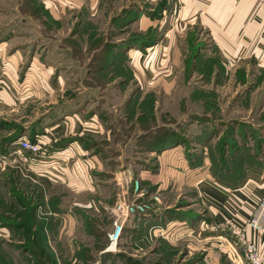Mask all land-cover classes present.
Returning <instances> with one entry per match:
<instances>
[{
	"label": "crops",
	"instance_id": "obj_1",
	"mask_svg": "<svg viewBox=\"0 0 264 264\" xmlns=\"http://www.w3.org/2000/svg\"><path fill=\"white\" fill-rule=\"evenodd\" d=\"M154 1L138 0L134 9L125 7V21L130 16L134 21L130 26H138L141 32L154 27L157 30L152 44L128 46L126 58L133 52L156 55L166 50L167 57L173 61L167 73L176 74V82L163 77L152 82V87H163L164 91L189 85L195 92L187 99L170 100L182 109L173 114L176 120L173 126L161 122L165 116L159 115L156 109L169 99L166 103L158 97L146 99L145 95L155 89L147 90L142 97L146 81L145 85L140 81L123 101L113 98L114 91L126 84L115 80L103 88L77 85V90L85 91L76 100H69L65 94L58 93L67 89L62 75L54 83L32 80V73L36 74L34 56L29 59L26 78L22 80L18 73L20 53L9 57L4 67L0 66V264H116L115 254L105 253V243H95L97 239L93 237L103 235L101 231L98 234L103 214L109 216V209L118 201L132 200L129 183L136 178L153 186L168 187L174 184L171 182L175 178L180 185L187 177L188 185L196 188L211 225L229 220L244 223L264 200V172L260 169L236 184V188H228L212 177L209 166L200 169L196 163L181 161L184 153L196 154L200 149L209 153L223 138L228 145L230 130L233 137H239L246 129L244 124L260 119L264 108L260 112L256 106L260 103L264 106V6L257 0ZM110 3L117 7L115 2ZM93 6L100 9V0ZM123 8L120 5V10ZM176 26L198 31L193 41L197 51V64L193 67L184 65L188 52L181 56L176 53L177 35L173 36ZM0 46L1 55L7 43ZM212 56H219V67L211 66L208 59ZM115 66L93 74H110ZM186 70L191 73L189 77ZM183 74L188 81L180 84ZM197 74L210 88L191 84ZM203 74L212 81L206 82ZM42 87L52 92L50 99L41 104L46 108L39 112L33 97ZM90 90L95 95L87 97L85 92ZM197 91L208 95L211 92L214 105L210 98H204ZM144 105L154 106L156 114H146ZM256 113H260L257 118ZM154 116L158 124L150 130L146 126L149 117ZM254 127L258 135L264 136V123ZM26 139L40 144L44 155L32 157L23 150L20 142ZM187 144L191 146L188 150ZM262 151L263 148H258L259 154ZM257 158L264 164V157ZM151 159L158 164L154 170L149 165ZM12 160L21 161L15 165ZM260 162H257L259 166ZM181 170L187 175L179 173ZM162 215L163 211L149 213L142 220L148 222L149 217L162 218ZM197 218L204 221V217ZM171 223V228H186L184 221ZM132 226L133 222L128 221L125 232ZM249 236L264 247V237L251 232ZM130 239L126 238L125 249H132L130 253H134L137 245L129 242ZM144 247L143 242L141 254L145 252ZM10 250L19 253L11 255ZM87 250L97 254L95 260L94 254L86 257ZM130 258H126L130 264H147L144 257L139 260L130 255Z\"/></svg>",
	"mask_w": 264,
	"mask_h": 264
},
{
	"label": "rangeland",
	"instance_id": "obj_2",
	"mask_svg": "<svg viewBox=\"0 0 264 264\" xmlns=\"http://www.w3.org/2000/svg\"><path fill=\"white\" fill-rule=\"evenodd\" d=\"M97 1L0 0V44L7 43L6 48L1 51L0 66L4 67L5 61L9 57L20 53V57L17 56L18 67H20L18 73L22 80L26 78L25 72L28 70L29 59L34 56L36 65L33 71H36V74L32 73V80L39 83H54L58 80L56 78L62 75V82L64 81L67 89H64L65 91L58 90V93L65 94L64 97L66 96L69 100H76L80 93L85 91L83 89L77 90V85H84L86 88H103L108 82L114 80L117 83H125L126 85L122 89L114 91L115 95L113 97L116 100L123 101L128 98L130 90L134 89L133 91H135V86L140 81H143V85H145V81L148 82L147 86L145 85L144 87V91H142V97L144 93H147V90L155 89L152 87V82L157 81V79L169 77L171 81L176 82V74L167 73L168 66L173 61L170 56L167 57L168 53L166 50L162 51V53L157 52L156 55L150 54V52H144L141 55L140 52L139 55H135L134 52H130L132 53L131 56L126 58V48L128 46L140 47L142 44H152L155 36H157L156 27L154 29L148 28L147 31L141 32L138 26H130L134 23L131 16L129 20L126 19L125 21L124 17L127 13L125 7L128 8L130 6V8L134 9L135 2L138 0H125V2L124 0H100V9H94L93 4ZM110 1L112 3L115 2L117 7L111 4ZM155 2L153 0V3ZM122 4L124 8L120 10V5ZM157 10L158 8L153 15L154 18L157 17ZM175 28L173 36L177 35V38L175 37L177 39L175 42L176 53L181 56L182 53L188 52L184 65L186 68L193 67L197 64V51L196 47L193 48V41L198 37V31L187 29L188 27L186 26H176ZM149 38H153L152 41ZM206 38L209 40L208 37ZM208 40H206V43L209 42ZM208 60H210L211 66L219 67L221 64L219 56H212ZM181 61L183 64V59ZM114 63L116 66L113 65ZM111 66H115V71L110 74L107 72L93 74L96 71L108 70ZM51 71H53L52 74H46ZM190 74L186 70L187 77ZM199 75H196L191 84L200 88H210L209 84L206 85V83L199 80L201 79ZM183 76L184 74L180 79V84L188 81V78L184 80ZM202 76L206 79V82L212 81L211 79L209 81L205 74ZM185 87L180 90L165 88V92L162 91L163 87H156L157 89L145 95L146 99L158 97L164 100L165 103L169 99V102L156 108L159 115L165 116L164 119L160 120L167 126H173V122H176L173 114H178L180 109V106L172 105L170 100L187 99L195 93L194 91L192 92L189 85ZM168 89H170V92H168ZM51 92V90H45L43 87L37 90L33 97L36 100L33 103L36 104L35 106L39 112H41V109L46 108V106L42 107L41 104L46 102V98L50 99ZM197 93L202 94L204 98H210L209 101L214 105L212 101L214 96L211 92H209L210 95L204 91L202 93L197 91ZM85 95L90 97L95 94L90 90L86 91ZM217 98L218 96H215L216 100ZM7 108L11 109L9 106ZM142 108L148 115L156 114L154 106L144 105ZM263 108L264 106H261V103L256 106V109L260 112H262ZM187 109L188 106L186 107ZM198 109L201 110V107H198ZM186 112L187 114L189 113L188 111ZM257 115H260V113H256V118ZM149 121L146 127L150 130L158 124L155 116L154 118L149 117ZM261 123H264V110L256 123L250 121V124H244L246 129L244 134L239 137H233V131L230 130L228 145H225L227 139L223 138L216 143L209 153H203L202 149L196 154L184 153L181 156V161H188V163L194 165L196 163L200 169L209 166V172L212 177L223 186L232 185L233 187L237 183H242L250 174L256 173V169L264 172V164L257 158L263 159L264 157V136L258 135L259 132L254 127L256 124ZM167 126L166 128H169ZM247 126H250L251 129H247ZM21 143L22 141L20 146ZM186 146L188 147L187 150L191 147L189 144ZM258 148H263L262 154H259ZM30 155L32 157H42L44 151L37 156L32 153ZM23 159L28 161L27 157H23ZM23 159L22 161H24ZM20 161L12 160L15 165L19 164ZM256 161L260 162L261 165L259 166ZM149 165L154 170L156 169L154 165L157 166L158 164L151 159ZM258 166L260 168H257ZM179 173L187 175L185 170H181ZM174 174L176 175L177 172ZM175 179V181L172 180L171 182L174 184L168 185V187L153 186L151 183L146 181L144 183V180L138 178L133 179L132 183H129L130 185L128 184L131 187L132 200H121L116 202V204L119 202L131 203L136 200L149 202L152 195H158L162 204L154 209L157 212L163 211L164 215H162V218L151 216L148 218V222L142 220L145 216H141V218L139 216L132 217L130 219L133 222V228H130L132 230L128 229V231L124 232L117 252L108 254H115L113 259L116 264H130L126 260V258H130V255L134 259L139 260L141 259L140 257H144L143 261L147 262V264H191L194 262H198L196 264H214L213 262L235 264L241 253L239 245L230 230L223 227L224 224L211 225L206 208L202 204L200 197H198L196 188L191 186L192 184L188 185L189 179L187 177L186 180L181 181L182 183L179 181L181 188L179 184H176V182L178 183V178ZM136 181L140 183L142 193H146L144 198L133 194L132 187ZM182 184L184 185L182 186ZM165 187L167 188L165 189ZM197 217H204V221H200ZM191 220L195 221L191 223ZM177 221L186 222L184 226L186 228H183L184 230L176 227L171 228V222ZM98 224L100 225L98 234L101 231L103 235H93V238L94 240L97 239L95 243L103 241L105 243L104 246H106L108 233L113 227L112 219L107 214H103ZM196 224L200 226H196ZM88 229H93V227ZM93 230L90 232H93ZM93 238L92 241H94ZM126 238H131L129 242L136 243L137 251L130 253L132 249H125ZM143 242L145 244L143 248L145 251L143 253L145 254L144 256L139 252L140 245ZM10 251L11 255L14 253L15 256L19 253V251ZM154 253L155 256H153ZM0 254L2 255L1 250ZM92 254H94L93 251H85L86 257H91ZM96 256L97 254L95 253L93 255L94 260ZM146 257L149 258L146 259ZM203 260H205V263Z\"/></svg>",
	"mask_w": 264,
	"mask_h": 264
},
{
	"label": "built area",
	"instance_id": "obj_3",
	"mask_svg": "<svg viewBox=\"0 0 264 264\" xmlns=\"http://www.w3.org/2000/svg\"><path fill=\"white\" fill-rule=\"evenodd\" d=\"M264 6V0H257ZM22 149L29 151L33 155H40L42 147L38 143H34L28 139L21 143ZM135 196L144 198L146 193L140 190V183L135 182L132 187ZM162 204L158 195H152L149 202H119L109 209V216L112 219V230L108 233V245L104 250L105 253H115L120 246L121 239L124 235L126 224L132 217H143L150 212H157L154 208ZM230 230L232 236L236 239L241 255L235 264H264V247H260L258 243L251 239L249 233L264 237V200L261 201L251 215L244 223H238L233 220L226 221L223 225Z\"/></svg>",
	"mask_w": 264,
	"mask_h": 264
},
{
	"label": "trees",
	"instance_id": "obj_4",
	"mask_svg": "<svg viewBox=\"0 0 264 264\" xmlns=\"http://www.w3.org/2000/svg\"><path fill=\"white\" fill-rule=\"evenodd\" d=\"M14 139V138H13ZM13 139H11V140H13ZM238 184V183H237ZM228 188H236L237 186H236V184L232 187V185H230V186H227ZM107 245H108V239H107ZM107 245L105 246V248H104V250L106 249V247H107ZM108 254V253H107Z\"/></svg>",
	"mask_w": 264,
	"mask_h": 264
}]
</instances>
